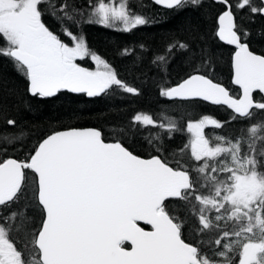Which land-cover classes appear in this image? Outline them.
Listing matches in <instances>:
<instances>
[{
    "label": "snow or ice",
    "instance_id": "1",
    "mask_svg": "<svg viewBox=\"0 0 264 264\" xmlns=\"http://www.w3.org/2000/svg\"><path fill=\"white\" fill-rule=\"evenodd\" d=\"M153 2L176 10L204 5V0ZM215 2L225 6L216 17L215 36L234 46L231 83L239 95L199 69L161 87L159 95L226 106L233 119L248 122L241 134L210 137L206 128L221 129L222 122L206 114L188 120L183 130L189 139L173 153L195 162L186 164L164 156L162 137L156 134L148 143L160 154L144 158L120 140L106 141L96 128L53 131L26 159L0 160V264H264V119L253 122L255 110L264 112V95L254 97L264 94V55L250 50L248 31L235 22V12L244 9L264 16V0ZM45 6L70 44L43 22ZM149 23L129 9L127 0H88L84 9L69 0L59 6L51 0H0V59L26 80L32 97L53 98L66 91L92 98L114 87L140 95L89 49L82 32L73 33L68 25L130 32ZM176 50L187 52L189 45L177 41L165 51ZM88 57L95 70L77 63ZM153 63L166 67L168 55H157ZM203 64L210 66V61ZM0 120L9 129L16 127L2 108ZM132 122L158 128L169 139L181 130L174 120L157 121L144 113L134 115ZM19 135L5 130L0 140L15 144ZM170 201L177 208L170 209ZM189 216L198 236L219 233L202 241L211 246V255L183 238Z\"/></svg>",
    "mask_w": 264,
    "mask_h": 264
},
{
    "label": "trees",
    "instance_id": "2",
    "mask_svg": "<svg viewBox=\"0 0 264 264\" xmlns=\"http://www.w3.org/2000/svg\"><path fill=\"white\" fill-rule=\"evenodd\" d=\"M51 2L59 6L62 0ZM69 2L81 6L86 4L84 0ZM233 2L234 0H230V3ZM127 3L132 12L143 15L150 23L138 26L130 32L96 24H83L79 28L69 24L68 27L73 33L82 32L86 36L89 49L108 62L119 79L138 88L140 95L124 93L114 87L106 94L92 98L76 97L64 92L53 98L29 97L24 91L22 80L16 78L11 71L10 63L0 59V108L8 118L16 120L14 129L7 128L5 122L0 120V133L7 130L20 134L15 144L6 145L0 140V160L6 157L26 159L39 140L53 131L69 127L96 128L102 132L106 141L120 140L125 147L141 157L160 154L148 143V139L156 134L162 137L159 142L164 148L163 155L169 157L185 143L187 132L183 129L186 122L212 114L214 106L198 100H168L159 95V89L172 86L199 69L201 73L209 74L214 82L221 83L231 92V48L220 43L215 37L216 17L224 9L223 5L204 0L202 8L176 10L158 7L150 0H140L137 5L129 0ZM253 3L259 4V0H253ZM235 18L237 28L246 29L249 33L246 42L249 43L250 50L256 54H264V19L260 15H250L247 9L235 12ZM42 19L51 31L66 41L63 29L59 31L60 23L49 14L47 6L44 8ZM177 41L186 42L189 50H176L167 54V46ZM124 49L129 50L127 55L124 54ZM159 54L168 55L169 63L166 67L158 68L153 63ZM205 59L210 61V66L203 64ZM227 110H217L216 113L222 116L224 113L230 114ZM138 113L149 114L157 121L174 120L181 130L173 133L169 139L167 134L158 128L133 124V117ZM225 127L224 131L233 132V128L226 130ZM144 135H149V138L144 139ZM175 159H181V162L186 164L192 163L187 156L181 158L177 155ZM168 207L175 209L177 203L170 201ZM188 219L183 238L186 242L201 245L204 252L211 254V246L208 243L202 244V241L214 240L219 233L213 231L198 236L193 231L195 222L190 216ZM12 236L17 239L15 233Z\"/></svg>",
    "mask_w": 264,
    "mask_h": 264
},
{
    "label": "flooded vegetation",
    "instance_id": "3",
    "mask_svg": "<svg viewBox=\"0 0 264 264\" xmlns=\"http://www.w3.org/2000/svg\"><path fill=\"white\" fill-rule=\"evenodd\" d=\"M231 52H232V49H231ZM262 55H264V54H262ZM77 63H79L82 67L89 68V70L92 69V67H91V65H92L91 63L92 62L90 61L89 58H85L84 60H78ZM88 63L90 65H88ZM20 79L23 82V86H24L25 93L27 94V96L32 97L30 94H28L26 92V80L21 75H20ZM229 80H230V77H229ZM229 87H231V94L233 96L239 95L238 89L236 87L232 86L231 83H230ZM62 92L67 93V94H70L72 96H76V97H79V96H81V97H87L85 94H73V93H68L66 91H62ZM261 96L262 95L259 94V93H254V97H255L256 100H260L261 99ZM33 98H36V97H33ZM212 106H214V111H212V114H210L209 116H211V117L217 119L218 121L222 122L223 127L221 129H213L211 127L206 128V130H205L206 131V134L209 135L210 137L211 136H214L215 134H219V135H224V136L232 137V138H235L236 136L240 135L242 129L245 127V124L248 123V122L247 121L240 120V119H233L232 117H233L234 114L229 109L228 110H229V113L230 114H227V113L225 114L224 113V116L218 115L216 113V111L217 110H220L222 112H225L226 111V107H224V106H217V105H212ZM260 119H264V112H261L260 110H255L254 111L253 122L256 121V120H260ZM224 126H226L225 127L226 130L228 128H233V132L230 131L231 133H229V131L228 132L224 131ZM188 139H189V136H188V133H187L186 138H185V143L187 142ZM184 144H182L180 146V148H182ZM147 157H149V156H147ZM168 159L169 160H173V159H175V157L173 158V154H171V155H169ZM172 166L175 167L176 165L173 163Z\"/></svg>",
    "mask_w": 264,
    "mask_h": 264
},
{
    "label": "rangeland",
    "instance_id": "4",
    "mask_svg": "<svg viewBox=\"0 0 264 264\" xmlns=\"http://www.w3.org/2000/svg\"><path fill=\"white\" fill-rule=\"evenodd\" d=\"M84 2H86V4H85V6L83 5V6H81V5H76L77 7H79V8H81V9H84V8H86V6H87V2H88V0H84ZM114 2H116V3H119L120 2V0H114ZM129 2H132V3H134V4H140V0H129ZM84 4V3H83ZM69 26H73L74 28H75V26L74 25H69ZM99 26H101V25H99ZM112 29H118V28H112ZM62 30V28H60L59 29V31H61ZM66 37V41H65V43H71L70 42V38L69 37H67V36H65ZM89 59H90V57H88ZM90 61L92 62L91 64H92V69L91 70H95V68H96V65H95V63L90 59ZM9 67H10V69H11V71L13 72V74H14V76L16 77V78H20V74L15 70V68L12 66V64L10 63L9 64ZM188 136H189V134H188ZM149 138V135H144V139H148ZM149 140V139H148ZM184 142V141H183ZM183 144V143H182ZM181 144V145H182ZM180 145V146H181ZM180 146L178 147V148H180ZM177 150H179V149H177ZM177 150H174V152L173 153H175V152H177ZM192 163H195V162H192ZM17 245H18V248H21L22 247V244H18L17 243ZM211 255V254H210ZM27 258V257H26ZM235 259V258H234Z\"/></svg>",
    "mask_w": 264,
    "mask_h": 264
},
{
    "label": "water",
    "instance_id": "5",
    "mask_svg": "<svg viewBox=\"0 0 264 264\" xmlns=\"http://www.w3.org/2000/svg\"><path fill=\"white\" fill-rule=\"evenodd\" d=\"M154 5H156L154 2H153V0H150ZM211 1H213L214 3H216L215 2V0H211ZM156 6H158V7H161V8H164L163 6H161V5H156ZM225 7V6H224ZM164 9H166V8H164ZM261 16V15H260ZM263 19H264V16H261ZM216 27H217V24H216ZM215 31H216V29H215ZM262 36L264 37V27H263V29H262ZM216 37V36H215ZM217 38V40L220 42V43H222V44H224V45H226V46H229V47H231L232 49H233V51H232V53L234 52V46H231V45H227V44H225L224 42H222V41H220L219 39H218V37H216ZM232 53H231V55H232ZM231 55H230V63H231ZM257 55H259V54H257ZM178 83V82H177ZM230 83H231V68H230ZM175 85V84H174ZM231 85L232 86H234V87H236L237 89H238V91H240L239 90V88H238V86H236V85H233L232 83H231ZM261 95H264V94H261ZM199 101V100H198ZM202 102H204V101H202ZM204 103H207V104H209V105H212L211 103H209V102H204ZM224 107H226V106H224ZM230 110V109H229ZM231 111V110H230ZM232 112V111H231ZM80 128H92V127H80ZM62 130H66V129H62ZM59 131V130H58ZM51 134V133H50ZM49 135V134H48ZM47 136V135H46ZM43 139V138H42ZM109 142H111V141H109ZM6 158H12V157H6ZM6 158H3V159H6ZM146 158H148V157H146ZM141 225H143L142 224V222H141ZM143 226H146V225H143ZM147 228H146V230H150V226H146ZM128 247H130V245H128Z\"/></svg>",
    "mask_w": 264,
    "mask_h": 264
}]
</instances>
